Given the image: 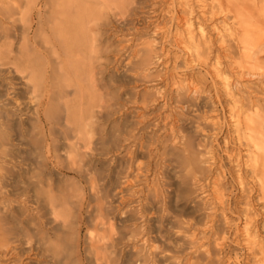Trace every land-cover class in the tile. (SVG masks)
Listing matches in <instances>:
<instances>
[{
  "label": "bare ground",
  "instance_id": "obj_1",
  "mask_svg": "<svg viewBox=\"0 0 264 264\" xmlns=\"http://www.w3.org/2000/svg\"><path fill=\"white\" fill-rule=\"evenodd\" d=\"M189 1L193 5L194 0ZM213 2L258 19L264 14V0ZM130 6V0H0V264H147L141 249L131 247L139 236L145 243L153 232L164 231L170 239H179V202L192 174L201 169L193 151L196 141L182 130L186 132L182 151L174 147L176 151L165 149L160 154L157 149L151 152L147 141H140L142 129L136 119L126 116L110 130L104 126V121L122 112L112 84H122L123 75L107 74L103 68L100 55L105 49L99 29L114 20L123 31L129 24ZM206 9L201 10L203 15ZM188 20L187 28H181L184 36L176 40L185 51L197 37L205 41L208 33L204 27L208 18L197 27L196 21ZM251 37H240L241 44H248ZM151 47L134 50L126 65L122 60L123 74L138 65L150 66ZM223 85L231 93L233 84L227 77ZM243 112L235 111L234 126L247 142L246 167L264 198V116L244 118ZM246 128L257 133L248 134ZM112 153L110 164L99 163ZM153 153L164 157L165 166L158 173L163 180L154 185L153 193L148 191L145 199L135 201L148 180ZM173 164L179 167L175 179L169 174ZM217 196L227 206L225 195L218 191ZM154 214L159 215L155 229L151 224L141 232L132 228L138 220L151 223ZM250 221L246 218L243 233L249 244H255ZM163 248L173 254L182 250L169 244ZM173 258L166 256L155 264L173 263Z\"/></svg>",
  "mask_w": 264,
  "mask_h": 264
},
{
  "label": "rangeland",
  "instance_id": "obj_2",
  "mask_svg": "<svg viewBox=\"0 0 264 264\" xmlns=\"http://www.w3.org/2000/svg\"><path fill=\"white\" fill-rule=\"evenodd\" d=\"M130 2L131 11L126 18L129 24L123 31H120L121 28L114 20L111 25L99 29L101 46L106 52L102 51L100 62L104 65L100 64L106 69L107 74H116L118 77L122 73L125 77L126 73L123 74L121 71L124 66L121 67L120 62L123 60L122 63L124 61L128 63L127 59L131 53L150 45L151 65L142 67L138 65L136 70L127 73L125 78L120 75L122 84H112L121 98L118 109H121L122 114L115 113L111 120L104 121L103 124L110 130L126 116L138 120L142 129L138 135L142 137L140 141L142 139L144 142L147 141L151 152L157 149L160 154L165 149L172 152L174 147L182 151L186 143L183 135L186 132L185 134L180 132L185 130L196 141L193 140L194 144H197L194 145V149L198 153L194 149L193 151L201 165V169L192 174L191 182L187 184L189 188H186V194L179 202L180 242L173 237L170 239L162 231L153 232L151 239H147L145 243L142 242L143 236H139L138 241L132 242L131 247L141 249L139 250L142 251L141 255L148 259L147 264H155L157 259L162 260L166 256L174 257L173 263L169 260L167 264L169 262L186 264L185 262L189 260L191 262L188 264H264V198L259 190L258 181L256 178L252 180L253 174L250 168L246 167V159L250 153L247 142L242 138L243 133L237 132L234 126V113L237 110L244 111V118L250 114L264 116V14L258 19L249 13L235 11L233 9L235 7L232 6L229 8L227 5L229 9L224 5L214 6L213 0H194L193 5L189 0H130ZM212 6L214 9L210 13ZM203 9L209 13L203 15L201 11ZM189 17L196 21L194 22L196 27L199 22L208 18L204 26L208 33L206 42L197 37L187 52L183 49L185 45L179 43V39L185 34V30L182 29L190 23ZM183 23L185 25L180 27L179 25ZM217 27L220 30L227 28V31L224 30L223 34L219 35L218 30L215 31ZM246 35L252 36L251 41L242 45L240 40ZM240 37L242 39H239ZM224 77L233 84L231 93H228L223 85ZM127 100L130 102L127 103ZM244 132L253 135L257 133L253 128H246ZM138 140L137 143L140 142ZM134 143L135 141L131 146ZM200 143H203V146ZM159 155L153 153L148 160L150 170L148 180L142 185L141 193L133 200L145 199L148 191L153 193L154 185L159 186L161 183L158 181L160 180L158 175L165 164L164 157ZM114 156L112 153L101 157L99 163L105 167L111 163ZM234 158L237 159H235L237 163ZM178 171L179 167L175 164L169 168V174L174 179ZM218 191L225 195L223 200L227 206H222L220 200L216 199ZM158 218L159 215L156 214L148 224L138 220L132 228L141 232L151 224L155 229ZM246 218L251 219L249 233L255 237V244H249L243 233ZM167 244L172 247L180 246L182 250L173 254L171 250L163 248ZM157 246L158 251L155 249ZM156 254H159L157 258Z\"/></svg>",
  "mask_w": 264,
  "mask_h": 264
}]
</instances>
